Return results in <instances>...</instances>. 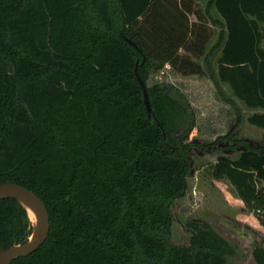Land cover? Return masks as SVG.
Returning <instances> with one entry per match:
<instances>
[{
    "label": "trees",
    "instance_id": "trees-1",
    "mask_svg": "<svg viewBox=\"0 0 264 264\" xmlns=\"http://www.w3.org/2000/svg\"><path fill=\"white\" fill-rule=\"evenodd\" d=\"M196 6L0 0V184L32 191L50 223L45 242L10 264H229L235 250L207 223H187L188 245L170 240L193 145L179 128L192 115L178 89L148 79L166 65L183 76L206 68L264 131V0ZM209 22L220 27L213 43ZM211 175L226 179L264 228V151L219 155ZM31 231L20 203L1 199L0 250ZM252 258L264 264V248Z\"/></svg>",
    "mask_w": 264,
    "mask_h": 264
},
{
    "label": "rangeland",
    "instance_id": "rangeland-1",
    "mask_svg": "<svg viewBox=\"0 0 264 264\" xmlns=\"http://www.w3.org/2000/svg\"><path fill=\"white\" fill-rule=\"evenodd\" d=\"M193 1L201 10L208 2ZM212 16L218 17L213 10ZM191 19L195 20L193 16ZM208 25L213 43L220 27L210 22ZM204 70L201 75L183 76L166 65L152 72L148 79L150 85L169 84L178 89L188 103L187 112L192 115V120L186 119L179 128V132H188L186 142L193 145L188 151L186 193L170 208L173 218L170 240L179 246L188 245L192 231L187 223H207L235 250L229 264H255L252 251L256 246L264 248V228L226 179L212 177L211 166L219 155L236 158L249 147L264 151V131L247 123L246 118L253 110L237 101L227 85L215 84L208 70Z\"/></svg>",
    "mask_w": 264,
    "mask_h": 264
},
{
    "label": "water",
    "instance_id": "water-1",
    "mask_svg": "<svg viewBox=\"0 0 264 264\" xmlns=\"http://www.w3.org/2000/svg\"><path fill=\"white\" fill-rule=\"evenodd\" d=\"M125 40L130 45L136 47L133 41L127 38H125ZM137 65L138 64L136 63L134 68L135 76L141 87L143 103L147 114L150 117L151 107L148 94L146 86L137 72ZM8 198L15 199L24 208L29 218L32 231L30 236L24 242L0 250V264H10L13 260L26 257L36 251L47 239L50 228L48 211L40 198L32 191L14 183L0 184V200ZM30 212L33 213L34 218L31 217Z\"/></svg>",
    "mask_w": 264,
    "mask_h": 264
},
{
    "label": "bare ground",
    "instance_id": "bare-ground-1",
    "mask_svg": "<svg viewBox=\"0 0 264 264\" xmlns=\"http://www.w3.org/2000/svg\"><path fill=\"white\" fill-rule=\"evenodd\" d=\"M30 215H31V217H32V218H34V216H33V213H32V212H30Z\"/></svg>",
    "mask_w": 264,
    "mask_h": 264
},
{
    "label": "flooded vegetation",
    "instance_id": "flooded-vegetation-1",
    "mask_svg": "<svg viewBox=\"0 0 264 264\" xmlns=\"http://www.w3.org/2000/svg\"><path fill=\"white\" fill-rule=\"evenodd\" d=\"M256 264V263H255Z\"/></svg>",
    "mask_w": 264,
    "mask_h": 264
}]
</instances>
